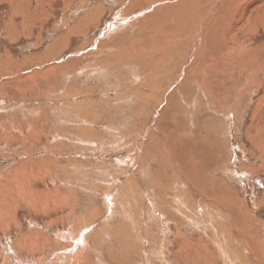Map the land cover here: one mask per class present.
Listing matches in <instances>:
<instances>
[{"label":"rangeland","instance_id":"obj_1","mask_svg":"<svg viewBox=\"0 0 264 264\" xmlns=\"http://www.w3.org/2000/svg\"><path fill=\"white\" fill-rule=\"evenodd\" d=\"M155 1L0 0V264H264V6Z\"/></svg>","mask_w":264,"mask_h":264},{"label":"bare ground","instance_id":"obj_2","mask_svg":"<svg viewBox=\"0 0 264 264\" xmlns=\"http://www.w3.org/2000/svg\"><path fill=\"white\" fill-rule=\"evenodd\" d=\"M154 1H155V0H154ZM164 1H167V0H162V2H164ZM169 1H170V0H169ZM172 1H173V0H172ZM174 1H175V0H174ZM177 1H178V3H176V4H175V2H172V4H170L171 2H170V3L168 2L169 4H165V5H162V3H161V6H159V7L155 10V12H156V13L158 12V13L160 14V16H161L162 14H161L160 10H162V7H163V6H166V5H167V6H170L171 8H173V11H175L176 9H174V8H175V7H178V5H180V4H184V2H185L186 0H185V1H184V0H177ZM207 1H208V0H207ZM225 1H226V0H225ZM254 1H255V0H254ZM256 1H257V0H256ZM155 2H157V0H156ZM180 2H182V3H180ZM179 3H180V4H179ZM158 4H159V3H158ZM185 4H186V3H185ZM192 4H193V2H192ZM208 4H209V3H208ZM210 4H211V2H210ZM213 4L215 5V3H213ZM222 4H223V1H222ZM154 5H155V3H154ZM193 5H194V4H193ZM193 5H192V6H193ZM218 5H219V4H218ZM249 5H250V4H249ZM188 6H189V5H188ZM190 6H191V5H190ZM212 6H213V5H212ZM263 6H264V0H259V1H257V2H253V3H251V5H250V7H251L254 11L258 10L259 8H262ZM170 7H169V9H170ZM180 7H181V6H180ZM210 7H211V6H210ZM167 8H168V7H167ZM220 8H221V5H220ZM263 8H264V7H263ZM154 9H155V8H154ZM165 9H166V8H163L164 11L168 10V9H166V10H165ZM183 9H185V8L183 7ZM189 9H190V8H189ZM189 9H188V10H189ZM218 10H219V9H218ZM253 10H252V13H253ZM177 12H178V11H177ZM151 13H152V12H151ZM163 13H164V12H163ZM193 13H194V12H193ZM255 13H256V12H255ZM179 14H180V13H179ZM168 15H169V13H168ZM168 15H165V17H164V14H163L162 16H163L164 18H167ZM255 15H256V14H255ZM155 16H156V15H155ZM169 16H171V15H169ZM179 16H180V15H179ZM148 17H151V15H148V14H147V18H148ZM174 17H176V16H174ZM255 17H256V16H255ZM159 18H160V17H159ZM186 18H187V17H186ZM186 18H185V19H186ZM149 19H150V18H149ZM152 19H153V18H152ZM154 19H155V21L152 22L153 24H151V25H154V23H155L156 26H157L158 23H159L160 21H161V23H159V25H162V24H163L162 21H166V20H163L162 18H161V20H158V21H156L157 18H154ZM169 19H170V18H169ZM177 19H178V18H177ZM170 20L172 21V19H170ZM182 20H183V19H182ZM182 20H181V21H182ZM187 20H188V19H187ZM253 20H254V19H253ZM151 21H152V20H151ZM254 21H255V20H254ZM157 22H158V23H157ZM256 22H257V21H256ZM148 23H149V22H148ZM191 23H193V22H191ZM254 23H255V22H254ZM260 23H261V20H260ZM263 23H264V22H263ZM263 23H262V24H263ZM193 25H194V24H193ZM154 26H155V25H154ZM156 26H155V27H156ZM190 27H191V26H190ZM195 28H196V26H195ZM199 29H200V28H199ZM175 31H176V30H175ZM175 31H174V32H175ZM172 32H173V31H172ZM197 32H199V31H197ZM144 34H145V33H144ZM178 34H179V33H178ZM204 37H205V35H204ZM140 40H141V39H140ZM224 42H225V41H224ZM147 45H148V44H147ZM218 46H219V44H218ZM238 49H239V48H238ZM224 51H225V50H224ZM233 51H234V50H233ZM236 53H237V52H236ZM236 55H237V54H236ZM235 57H236V56H235ZM223 58H224V57H223ZM238 58H239V57H238ZM231 59H232V58H231ZM205 60H206V59H205ZM238 60H239V59H238ZM225 61H226V60H225ZM245 61H246V60H245ZM224 63H225V62H224ZM228 63H229V62H228ZM236 63H239V62H236ZM248 63H249V62H248ZM226 64H227V63H226ZM227 65H228V64H227ZM242 65H243V64H242ZM163 66H164V65H163ZM232 67H233V66H232ZM250 75H251V74H250ZM162 76H163V75H162ZM247 80H248V79H247ZM191 142H192V141H191ZM185 145H187V144H185ZM262 145H263V144H262ZM190 146H191V145H190ZM189 148H190V147H189ZM192 148H193V147H192ZM193 150H194V149H193ZM193 150H192V151H193ZM194 152H195V151H194ZM203 155H204V154H203ZM197 156L200 157L201 154L199 153V154H197ZM205 156H207V154H206ZM205 156H204V157H205ZM209 156H210V155H209ZM201 159H202V158H201ZM210 159H211V158H210ZM197 160L199 161V159H197ZM208 160H209V158H208ZM184 161H185V159H184ZM201 161H202V160H201ZM201 163H202V162H201ZM198 164H199V162H198ZM205 166H206V165H205ZM202 167H203V166H202ZM187 168H188V167H187ZM200 168H201V167H200ZM209 168H210V167H209ZM209 168H208V169H209ZM206 169H207V168H206ZM190 170H191V169H190ZM195 170H196V169H195ZM201 170H202V169H201ZM209 171H210V170H209ZM196 172H197V170H196ZM199 172H200V171H199ZM202 172H203V171H202ZM192 174H193V172H192ZM207 174H208V173H207ZM201 175H202V173H201ZM202 176H203V175H202ZM202 176H201V177H202ZM208 176H209V175H208ZM205 177H206V176H205ZM206 178H207V177H206ZM208 178H209V177H208ZM203 179H204V178H203ZM203 179H202V180H203ZM219 202H220V201H219ZM224 205H226L225 202H224ZM239 227H242V226H239ZM239 227H238V228H239ZM238 228H237V229H238ZM249 240H250V239H249ZM263 244H264V243H263ZM235 251H236V250H235ZM256 255H257V254H256Z\"/></svg>","mask_w":264,"mask_h":264}]
</instances>
